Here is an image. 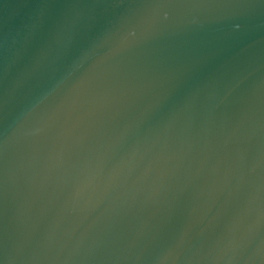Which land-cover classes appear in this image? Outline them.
I'll use <instances>...</instances> for the list:
<instances>
[{"label":"water","instance_id":"1","mask_svg":"<svg viewBox=\"0 0 264 264\" xmlns=\"http://www.w3.org/2000/svg\"><path fill=\"white\" fill-rule=\"evenodd\" d=\"M0 264H264V0H0Z\"/></svg>","mask_w":264,"mask_h":264}]
</instances>
